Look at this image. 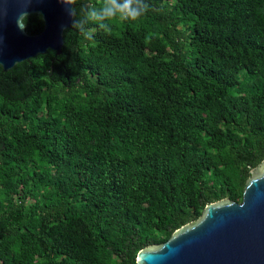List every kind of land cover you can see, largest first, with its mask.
<instances>
[{
    "label": "trees",
    "instance_id": "16d2710c",
    "mask_svg": "<svg viewBox=\"0 0 264 264\" xmlns=\"http://www.w3.org/2000/svg\"><path fill=\"white\" fill-rule=\"evenodd\" d=\"M149 3L126 22L74 0L92 39L0 66V264H137L242 202L264 161V0Z\"/></svg>",
    "mask_w": 264,
    "mask_h": 264
},
{
    "label": "water",
    "instance_id": "95a60500",
    "mask_svg": "<svg viewBox=\"0 0 264 264\" xmlns=\"http://www.w3.org/2000/svg\"><path fill=\"white\" fill-rule=\"evenodd\" d=\"M19 0H0V66L5 72L49 50L61 55L64 34L73 27L74 3L33 0L28 11L44 29L31 35L15 22ZM137 264H264V161L254 169L241 203L208 205L201 218L177 230L165 243L143 249Z\"/></svg>",
    "mask_w": 264,
    "mask_h": 264
},
{
    "label": "clouds",
    "instance_id": "9594fccd",
    "mask_svg": "<svg viewBox=\"0 0 264 264\" xmlns=\"http://www.w3.org/2000/svg\"><path fill=\"white\" fill-rule=\"evenodd\" d=\"M33 0H19L22 7L16 12L15 22L17 28L20 31H25L27 28V21L30 16L28 11ZM61 3H74V0H59ZM149 3L145 7L139 6V0H124L123 4H118L117 0H104L102 15L104 18L120 21H135L145 15L150 9ZM93 16H97L96 12L92 13ZM73 27L78 33L84 36L86 39H92L93 37L88 33H82L81 26L74 24ZM110 31L106 33H110Z\"/></svg>",
    "mask_w": 264,
    "mask_h": 264
}]
</instances>
